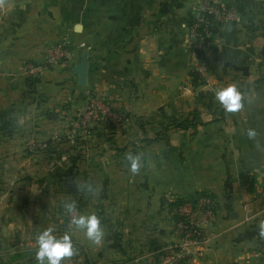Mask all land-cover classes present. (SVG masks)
<instances>
[{
    "label": "crops",
    "instance_id": "0c3cea01",
    "mask_svg": "<svg viewBox=\"0 0 264 264\" xmlns=\"http://www.w3.org/2000/svg\"><path fill=\"white\" fill-rule=\"evenodd\" d=\"M223 1L239 19L213 24L201 80L189 34L201 0H0V237L35 247V232L51 225L75 242L64 264H177L170 203L206 192L215 222L178 264H264V0ZM62 41L66 64L22 75ZM85 49L79 86L73 68ZM229 84L242 93L235 112L214 97ZM90 93L120 118L71 139ZM129 152L141 155L135 173ZM71 200L100 218L99 246L71 231Z\"/></svg>",
    "mask_w": 264,
    "mask_h": 264
},
{
    "label": "built area",
    "instance_id": "2783aa9c",
    "mask_svg": "<svg viewBox=\"0 0 264 264\" xmlns=\"http://www.w3.org/2000/svg\"><path fill=\"white\" fill-rule=\"evenodd\" d=\"M236 10L223 0H201L199 10L194 15L189 25V34L192 37V51L196 58L195 74L202 80L206 78L207 66L205 58L208 53L214 23H227L237 21ZM44 55L41 62L29 61L21 66L22 75L34 80L41 76L47 67L64 65L70 58V51L65 42L53 43L44 46ZM120 118V114L111 110L97 95L90 93L86 96L85 105L75 119L69 121L68 136L86 134L90 128V122L95 120L114 122ZM53 138V137H52ZM56 139L55 137L52 139ZM27 146L32 148L45 147V142L27 141ZM79 213L76 210L67 214V224H71V215ZM172 218L175 230L181 235L179 250L172 254V261L179 263L186 253L189 245H198L205 239V232L201 226H212L216 218L215 201L210 196H200L194 203L184 202L172 209Z\"/></svg>",
    "mask_w": 264,
    "mask_h": 264
},
{
    "label": "clouds",
    "instance_id": "9594fccd",
    "mask_svg": "<svg viewBox=\"0 0 264 264\" xmlns=\"http://www.w3.org/2000/svg\"><path fill=\"white\" fill-rule=\"evenodd\" d=\"M215 99L228 112H235L242 107V93L235 84L217 87L214 90ZM247 135L250 139L257 135L255 129L249 128ZM130 171L137 172L142 166L141 155L129 152L125 157ZM85 189L91 191V185H84ZM66 211L72 214L76 210L75 200L64 205ZM72 232L82 231L84 236L93 244L99 246L105 236L100 218L94 212H80L71 215ZM260 234L264 236V219L259 223ZM35 258L37 264H62V260L74 255L75 249L69 232L57 234L54 227L49 225L35 232Z\"/></svg>",
    "mask_w": 264,
    "mask_h": 264
},
{
    "label": "rangeland",
    "instance_id": "374dc122",
    "mask_svg": "<svg viewBox=\"0 0 264 264\" xmlns=\"http://www.w3.org/2000/svg\"><path fill=\"white\" fill-rule=\"evenodd\" d=\"M27 240L29 239H26V241L20 244L21 246H18L17 247L18 249H15V247L17 246V245L15 246V242L14 241L9 242L5 237L1 235L0 264H37L35 258L36 248L34 246L30 247L31 244H29ZM73 244H75V242H73ZM74 249L75 251L77 250L75 246ZM183 259L184 257L178 262L179 263L182 262ZM64 263L65 261L62 260V264Z\"/></svg>",
    "mask_w": 264,
    "mask_h": 264
},
{
    "label": "water",
    "instance_id": "95a60500",
    "mask_svg": "<svg viewBox=\"0 0 264 264\" xmlns=\"http://www.w3.org/2000/svg\"><path fill=\"white\" fill-rule=\"evenodd\" d=\"M87 70H88V51L87 49H85L82 51L78 63L75 64L73 68V73L76 76V82L79 86L86 85ZM15 83L16 82L14 81L13 84Z\"/></svg>",
    "mask_w": 264,
    "mask_h": 264
},
{
    "label": "trees",
    "instance_id": "16d2710c",
    "mask_svg": "<svg viewBox=\"0 0 264 264\" xmlns=\"http://www.w3.org/2000/svg\"><path fill=\"white\" fill-rule=\"evenodd\" d=\"M194 74H195V72H194ZM194 79H197V75L196 74L194 75ZM1 129L3 131H5V133L6 132H11V130H12L11 122L4 121L2 123V125H1ZM73 139H74V141L78 140V136L73 138ZM263 182H264V178H263ZM3 184H4L3 181L0 179V191L3 190ZM200 196H210V197H212L210 194H208L206 192H197L194 196L190 197L188 200H182V199H174V200H172V202L170 203V205H171L170 207H171V209H174V208H177L178 206H180L184 202L194 203L197 200V198L200 197Z\"/></svg>",
    "mask_w": 264,
    "mask_h": 264
}]
</instances>
